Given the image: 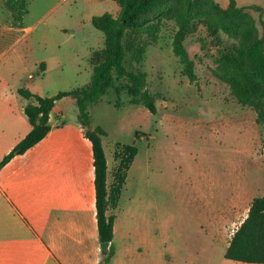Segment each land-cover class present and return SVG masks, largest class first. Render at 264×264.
I'll use <instances>...</instances> for the list:
<instances>
[{"label": "rangeland", "instance_id": "374dc122", "mask_svg": "<svg viewBox=\"0 0 264 264\" xmlns=\"http://www.w3.org/2000/svg\"><path fill=\"white\" fill-rule=\"evenodd\" d=\"M111 1H30L25 24L33 30L24 52L30 62L25 76L42 81L40 96L89 83V51L99 52L104 40L90 18L114 15ZM252 4L262 12L257 7L241 9L235 35L221 36L226 43L264 38V0ZM181 9L182 0H177L175 13ZM175 30L171 19L155 38L142 34L144 60L129 67L146 74L147 89L156 99L155 115L124 94L115 107L112 90L89 109L90 128L105 131L101 140L109 170L120 161L115 151L136 148L117 211L116 206L111 209L117 216L114 264H243L224 259V253L252 200L264 196V125L232 97L219 69L222 50L204 27L185 41L197 77L189 81L172 49ZM43 34L48 35L45 40ZM45 58L49 72L42 77L31 61ZM129 59L130 54L127 63ZM56 107L74 130V100H59Z\"/></svg>", "mask_w": 264, "mask_h": 264}, {"label": "trees", "instance_id": "16d2710c", "mask_svg": "<svg viewBox=\"0 0 264 264\" xmlns=\"http://www.w3.org/2000/svg\"><path fill=\"white\" fill-rule=\"evenodd\" d=\"M31 0H3L13 24L21 28L28 14ZM177 0H118L120 13L113 16L104 13L91 18L94 29L104 35L103 48L92 51L88 63L91 68L89 83L83 87L58 92L50 97H41L21 88L18 94L29 102L24 107L30 132L0 161V169L12 158L24 154L41 142L50 132L49 116L55 103L71 97L77 107L78 123L92 146L95 186V209L99 242H111L114 216L108 211L115 207L126 171L132 163L136 148L125 146L115 151L120 161L113 170V182L107 186V161L102 145L105 131L97 126L90 128L89 109L97 104L109 90L120 104L121 95L127 96L132 104L141 105L152 115L157 112L156 99L147 89V76L143 71L130 66L144 60L146 45L142 34L156 37L166 21L175 19L176 30L172 49L180 58L185 75L195 82L193 63L185 49V41L191 34L204 27L212 43L222 50L219 69L223 79L231 87V95L241 106L251 109L255 122L264 125V38L225 42L222 34L233 37L237 31L238 15L243 8L236 0H228L223 9L214 0H182V9L175 13ZM130 54L127 63V55ZM118 150V148H117ZM110 246L104 262L113 256ZM224 259L243 264H264V196L252 200L246 218L233 233Z\"/></svg>", "mask_w": 264, "mask_h": 264}, {"label": "crops", "instance_id": "0c3cea01", "mask_svg": "<svg viewBox=\"0 0 264 264\" xmlns=\"http://www.w3.org/2000/svg\"><path fill=\"white\" fill-rule=\"evenodd\" d=\"M216 1L223 9L228 6V0ZM253 1L236 3L239 8L257 7L262 12ZM110 5L115 9L111 15L117 16L118 0ZM32 30L26 26L25 17L23 26L16 27L0 0V161L31 130L24 115L29 101L18 90L24 88L39 95L37 89L43 87L42 81L36 83L31 74L25 76L30 62L24 52L31 44L28 38ZM46 36L42 35L44 40ZM56 63L62 66L57 59ZM31 64L39 66L42 77L49 72L46 58L32 60ZM57 103L49 116L48 135L0 169V264H114L117 205L114 213L108 211L114 216L109 245L114 253L105 263L106 249L100 248L97 229L92 146L79 123L74 130L69 129ZM112 169L107 162L108 188L113 182Z\"/></svg>", "mask_w": 264, "mask_h": 264}, {"label": "water", "instance_id": "95a60500", "mask_svg": "<svg viewBox=\"0 0 264 264\" xmlns=\"http://www.w3.org/2000/svg\"><path fill=\"white\" fill-rule=\"evenodd\" d=\"M109 245H110V242H104V243L100 244V248L101 249H108Z\"/></svg>", "mask_w": 264, "mask_h": 264}]
</instances>
